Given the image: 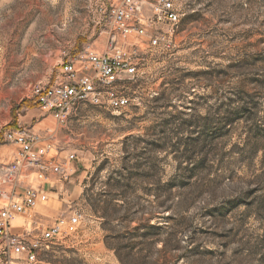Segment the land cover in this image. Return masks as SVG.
<instances>
[{"label": "rangeland", "instance_id": "obj_1", "mask_svg": "<svg viewBox=\"0 0 264 264\" xmlns=\"http://www.w3.org/2000/svg\"><path fill=\"white\" fill-rule=\"evenodd\" d=\"M173 2L172 44L118 37L144 59L132 107L81 105L61 127L31 90L66 54L103 51L121 0H0V128L48 129L75 154L36 219L83 216L37 262L0 241V264H264V0ZM15 152L0 140V176Z\"/></svg>", "mask_w": 264, "mask_h": 264}, {"label": "built area", "instance_id": "obj_2", "mask_svg": "<svg viewBox=\"0 0 264 264\" xmlns=\"http://www.w3.org/2000/svg\"><path fill=\"white\" fill-rule=\"evenodd\" d=\"M181 24L173 0H121L108 12L100 36L106 48L92 46L66 54L48 84L35 85L29 97L47 110L59 126L68 124L81 105L122 114L132 107L131 92L141 78L142 61L118 37L149 38L151 49L170 45ZM0 140L15 147L12 161L0 176V241L13 253L37 262L40 252L78 232L83 216H61L46 227L36 218V209L49 202V190L75 172V154L63 160L64 148L50 130L0 128ZM57 178V179H55ZM26 218L30 226L15 233V221ZM35 224V229L32 225Z\"/></svg>", "mask_w": 264, "mask_h": 264}]
</instances>
